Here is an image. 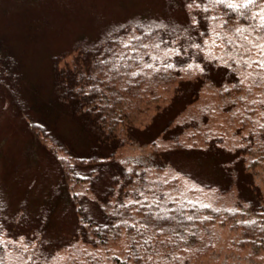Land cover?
Returning <instances> with one entry per match:
<instances>
[{"label":"trees","instance_id":"1","mask_svg":"<svg viewBox=\"0 0 264 264\" xmlns=\"http://www.w3.org/2000/svg\"><path fill=\"white\" fill-rule=\"evenodd\" d=\"M257 1L229 7L226 0H213L205 7L216 20L210 27L206 19H201L202 26L195 23L194 12L182 0L187 8L183 22L171 15L141 12L104 25L94 39L82 36L71 52L51 58L53 106L41 103L30 85L24 89L28 92L21 90L24 81L29 84L21 59L0 40V86L6 87L11 108L23 116L33 140L46 149L56 167L55 180L37 192L36 202L28 192L11 205L0 181V264H39L37 258L48 261L56 249L78 238L100 246L110 238H123L124 255L111 256L110 264H203L217 249V220L240 230L228 250L246 248L253 254L264 249L261 191L242 153L214 141L198 147L170 145L156 160L206 187L216 186L221 193L235 186L239 196L233 207H219L216 202H113L118 182L122 187L132 180L116 158L126 140L155 147L162 136L177 141L188 127L177 118L196 101L204 85L240 82L235 70L215 61L206 43L210 34L220 40V33L241 23L238 39L246 31L263 29L264 24L245 15ZM172 8L168 3L167 12ZM71 53H76L74 59L64 61ZM193 64L199 65V74L186 70L183 76V69ZM166 99L161 108L159 101ZM151 105L158 108L152 121L143 128L136 125ZM61 118L70 124L67 132L58 128ZM186 156L200 168L208 161L211 169L205 174L188 165ZM83 182L90 184L92 197L72 192L74 184ZM66 217L71 226L62 235L57 225ZM7 236L25 237L35 246L9 252Z\"/></svg>","mask_w":264,"mask_h":264},{"label":"rangeland","instance_id":"2","mask_svg":"<svg viewBox=\"0 0 264 264\" xmlns=\"http://www.w3.org/2000/svg\"><path fill=\"white\" fill-rule=\"evenodd\" d=\"M183 1L189 12H194L195 23L202 26L201 19H206L210 27L216 22L212 11L205 12V7L213 0ZM226 1L228 5L248 2ZM168 3L173 6L169 10L171 12H167ZM250 7V13L245 14L248 19L264 24V0H258ZM141 12L152 16L171 15L182 22L187 18V8L182 0H0V40L12 55L21 59L24 78L29 83L24 81L21 90L30 85L38 92L41 103L53 106L52 56L71 52L82 36L94 39L100 35L104 25L126 20ZM241 25H234L233 30L222 33L215 28L214 32L223 37L215 40L214 34H210L211 39L206 43L211 47L215 61L235 70L240 82L226 87L204 85L196 101L177 118L178 123L188 125L177 141L162 136L155 147L150 142L126 140L116 158L129 170L132 180L122 187L118 182L113 202H216L219 207H233L238 203L239 196L235 186L221 193L216 186L206 187L175 167L160 166L156 160L161 156L157 154L170 145L198 147L214 141L229 151L242 153L264 204V28L250 33L246 31L238 39L236 31ZM75 54L67 55L64 61L71 62ZM186 70L187 74L195 75L199 74L200 67L190 65L183 69V76H186ZM172 88L170 86L167 90L168 98ZM168 101L160 100L159 106L162 108ZM9 102L6 87L0 86V181L7 190L11 205L28 192L36 202L37 192L55 180L56 167L52 157L44 151L46 149L33 140L23 116L13 110ZM154 105L142 113L136 125L143 128L152 121L158 110ZM67 125L70 124L63 118L58 122V128L64 132L69 130ZM184 159L188 165L205 174L211 169L208 161H204V167L200 168L192 156ZM72 192L93 196L88 182L74 184ZM70 226L71 219L66 217L57 225L60 227L57 232L64 235ZM215 231L217 249L203 264H264V249L253 254L246 248L240 252L231 248L228 250V245L240 235L236 225L217 220ZM6 241L12 253L35 246L32 240L28 243L25 237L14 239L7 236ZM90 241L75 239L69 245L56 249L48 261L37 258L38 263L44 260V264H91L94 261L110 264L111 256L124 255L123 238H110L104 246Z\"/></svg>","mask_w":264,"mask_h":264},{"label":"snow or ice","instance_id":"3","mask_svg":"<svg viewBox=\"0 0 264 264\" xmlns=\"http://www.w3.org/2000/svg\"><path fill=\"white\" fill-rule=\"evenodd\" d=\"M254 0H248V3H253ZM229 7H234V5H229Z\"/></svg>","mask_w":264,"mask_h":264}]
</instances>
